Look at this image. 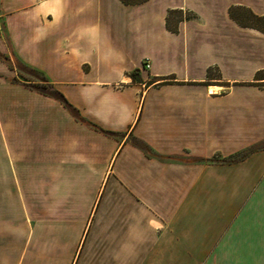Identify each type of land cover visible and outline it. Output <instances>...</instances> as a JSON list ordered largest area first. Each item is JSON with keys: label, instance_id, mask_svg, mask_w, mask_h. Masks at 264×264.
<instances>
[{"label": "crops", "instance_id": "1", "mask_svg": "<svg viewBox=\"0 0 264 264\" xmlns=\"http://www.w3.org/2000/svg\"><path fill=\"white\" fill-rule=\"evenodd\" d=\"M236 7L264 17L0 0V264H264V33Z\"/></svg>", "mask_w": 264, "mask_h": 264}, {"label": "trees", "instance_id": "2", "mask_svg": "<svg viewBox=\"0 0 264 264\" xmlns=\"http://www.w3.org/2000/svg\"><path fill=\"white\" fill-rule=\"evenodd\" d=\"M141 1H146V0H141ZM122 3L124 4H130L131 0H122ZM230 16L237 21L238 24L242 25L243 27H251L258 29L264 33V17H258L253 15L248 9L246 8H241V7H236V8H230L229 10ZM191 15L187 14L186 17H183V12L181 10H170L167 13L166 16V28L173 32H177V27L176 24L183 19H189ZM39 75L38 73H36ZM137 72L135 71L132 73V77L134 78ZM41 75V74H40ZM42 83L36 85V89L43 94L52 96V97H57L60 99L65 105H67V102L64 100L63 96L58 93L56 90L52 88L50 84L47 83V80L42 76ZM112 135V134H110ZM246 155L244 154H239L236 156H232L228 158V160L232 159H241Z\"/></svg>", "mask_w": 264, "mask_h": 264}, {"label": "rangeland", "instance_id": "3", "mask_svg": "<svg viewBox=\"0 0 264 264\" xmlns=\"http://www.w3.org/2000/svg\"><path fill=\"white\" fill-rule=\"evenodd\" d=\"M26 73V72H25ZM25 73H22L20 76L21 77H23V79H25V80H33L34 79V76L33 75H30V74H28V73H26V75H25ZM22 185H23V187L25 188V189H27V186H28V179H26V180H24L23 182H22Z\"/></svg>", "mask_w": 264, "mask_h": 264}, {"label": "built area", "instance_id": "4", "mask_svg": "<svg viewBox=\"0 0 264 264\" xmlns=\"http://www.w3.org/2000/svg\"><path fill=\"white\" fill-rule=\"evenodd\" d=\"M1 30H2V18H1V14H0V33H1ZM143 67H144L145 70H149L150 69V62H149L148 59L144 60Z\"/></svg>", "mask_w": 264, "mask_h": 264}, {"label": "bare ground", "instance_id": "5", "mask_svg": "<svg viewBox=\"0 0 264 264\" xmlns=\"http://www.w3.org/2000/svg\"><path fill=\"white\" fill-rule=\"evenodd\" d=\"M214 90H217L216 88H213Z\"/></svg>", "mask_w": 264, "mask_h": 264}]
</instances>
